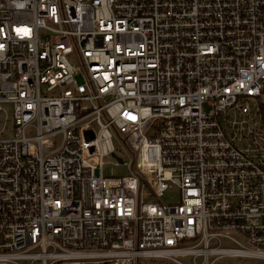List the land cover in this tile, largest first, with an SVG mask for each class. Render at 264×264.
Here are the masks:
<instances>
[{"label":"built area","instance_id":"2783aa9c","mask_svg":"<svg viewBox=\"0 0 264 264\" xmlns=\"http://www.w3.org/2000/svg\"><path fill=\"white\" fill-rule=\"evenodd\" d=\"M263 95L264 0H0V264L264 259Z\"/></svg>","mask_w":264,"mask_h":264},{"label":"rangeland","instance_id":"374dc122","mask_svg":"<svg viewBox=\"0 0 264 264\" xmlns=\"http://www.w3.org/2000/svg\"><path fill=\"white\" fill-rule=\"evenodd\" d=\"M68 60L73 64L74 67L79 65V61L76 59L74 54H70L68 56ZM262 101L264 103V95L262 96ZM3 110L0 112V139H10L13 137L12 134L13 129V120H12V105L8 103H2ZM61 136H53L46 139V143L44 148L49 150L51 144L54 143L56 145L59 144ZM114 145L116 146V156L122 158V160L126 161L128 165H114V158H105V164L103 168L104 175H112V176H129L132 171L135 170L134 166V155L132 152L130 153L124 145H122L119 141V138L116 134H114ZM132 165V168L130 166ZM155 202L160 203L161 205H173L177 204L180 199L179 188L174 185L167 188L162 196L158 198H153ZM231 247H235V245H230ZM264 249V248H263ZM187 263H190V259L185 258L184 260ZM215 264H264V259L254 258V257H229L222 256L221 259L215 262Z\"/></svg>","mask_w":264,"mask_h":264},{"label":"water","instance_id":"95a60500","mask_svg":"<svg viewBox=\"0 0 264 264\" xmlns=\"http://www.w3.org/2000/svg\"><path fill=\"white\" fill-rule=\"evenodd\" d=\"M113 157H115L116 158V160H119L120 162H122V160H121V158L120 157H118V156H115L114 154L112 155Z\"/></svg>","mask_w":264,"mask_h":264},{"label":"clouds","instance_id":"9594fccd","mask_svg":"<svg viewBox=\"0 0 264 264\" xmlns=\"http://www.w3.org/2000/svg\"><path fill=\"white\" fill-rule=\"evenodd\" d=\"M22 7V5H20Z\"/></svg>","mask_w":264,"mask_h":264}]
</instances>
